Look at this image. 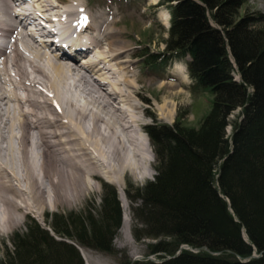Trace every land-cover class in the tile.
<instances>
[{"label":"trees","instance_id":"16d2710c","mask_svg":"<svg viewBox=\"0 0 264 264\" xmlns=\"http://www.w3.org/2000/svg\"><path fill=\"white\" fill-rule=\"evenodd\" d=\"M248 1L158 3L169 14L165 52L188 57L192 91L212 100L197 128L178 117L143 128L155 174L140 187L127 183L125 194L136 204L132 236L151 241L157 260L131 264H264V14ZM165 52L149 65L167 61ZM102 187L94 215L54 214L47 229L29 220L0 264H83L75 244L111 254L122 218L114 190Z\"/></svg>","mask_w":264,"mask_h":264},{"label":"bare ground","instance_id":"6f19581e","mask_svg":"<svg viewBox=\"0 0 264 264\" xmlns=\"http://www.w3.org/2000/svg\"><path fill=\"white\" fill-rule=\"evenodd\" d=\"M52 1L0 0V236L32 212L40 216L80 202L92 188L89 181L101 176L93 161L106 157L103 146L111 156L103 167L118 191L117 176L145 170L153 159L136 152L148 114L127 75L132 61L124 57L129 45L121 32L77 2L55 0L63 5L55 12ZM53 32L63 40L55 53L46 44ZM69 89L87 100L75 103ZM174 109L164 101L159 115L171 123ZM124 148L133 151L132 169ZM123 208L121 234L129 224Z\"/></svg>","mask_w":264,"mask_h":264},{"label":"rangeland","instance_id":"374dc122","mask_svg":"<svg viewBox=\"0 0 264 264\" xmlns=\"http://www.w3.org/2000/svg\"><path fill=\"white\" fill-rule=\"evenodd\" d=\"M70 1L71 3L77 2L80 7L83 8L85 14L105 15V17L111 21L107 28L111 31L115 30L121 32V37L119 39L129 45V50L126 51L124 55L126 59L132 61L130 63V71H128L127 75L130 80L136 81V86L138 88L137 94L142 101L140 103L141 107L148 114L147 116L141 115L143 122L141 128H139L141 131L138 133L137 137H139V143H142L143 146L139 147L141 149H136V152L139 155L149 159L150 157L149 155L147 156V154H152L148 138L144 132H142L144 126L157 123L170 127L173 125L176 117H178L180 118L181 123L186 127H198L202 117L210 110L212 96L207 92L192 91V82L187 77L184 66V63L187 60L185 58L178 59L176 56H172V52H165L164 41L167 37L169 17L168 10L165 6H157L158 2L160 3V0H156L154 3H151L149 0ZM52 3L56 6L54 7L55 12L56 10H59L60 7L63 8V5L55 2V0H53ZM156 6L158 8H156ZM247 7L250 12L258 11L261 14H264V0H249ZM52 13L54 12H51L50 14ZM112 22H115L114 25L111 24ZM39 38L40 37H37L38 40ZM104 47L106 48V46ZM163 52H165V58L167 60L170 59V61L163 62L162 60H158L149 65L150 55H157ZM5 87L10 88L6 85ZM103 90L107 91V88ZM69 91L71 92H69L68 95L71 97L73 96L72 98L75 100V103L77 102L79 105H82L84 101L81 99L87 100L81 93L74 91L73 89H69ZM164 101L175 105L171 123H166L165 120L162 119V116L159 115L160 111L158 108L163 106ZM238 111L239 110H235L232 112L229 115L228 120L232 121L236 119V116L239 114ZM86 126L89 128V123ZM225 132L226 135H228L230 127H226ZM102 148L106 157L101 160L94 159L93 161L94 164L96 163L95 165L99 169L101 176L89 181V184L92 187L89 193L80 202L77 204L75 203L70 207H51L50 209L44 210L43 214L40 216L32 212L23 219L18 228L11 230L8 234H1V260L4 258L5 251L9 252L11 250V242L14 235H23L26 232L29 220H33L39 227L47 229L51 224L50 217L54 214L63 216L68 213L85 215L86 212H89L94 215L95 210L99 208L100 199L103 195V185H107L114 190L116 199L119 203L121 218H123L122 213H124L123 207L126 206V210L128 209V229L126 233H119L122 224L120 220V228L116 230L111 242L113 250L111 254L95 252L75 244V248L77 249L83 264H125L126 262L131 264L136 261L157 260L156 256L148 255V244H150L151 241L144 239L136 241L132 236V230L139 227L133 220L131 213V208L136 204L131 203L126 198L125 194L127 183L140 187L146 182L152 181L155 174L153 171V166L155 164L154 156L152 154L153 159L145 170L133 172L127 169L117 176L121 189L118 191L116 186L109 181L111 180L109 178L113 179V177L107 174V170L103 167V164L106 165L109 163L111 157L110 150L104 146ZM122 151L125 154L127 163H130L132 169V167H134L132 163L135 161L132 158L133 151L130 149L126 150L125 148ZM91 158H93V156H91ZM49 233L52 234L51 232ZM82 251L86 254L87 263L82 255Z\"/></svg>","mask_w":264,"mask_h":264},{"label":"water","instance_id":"95a60500","mask_svg":"<svg viewBox=\"0 0 264 264\" xmlns=\"http://www.w3.org/2000/svg\"><path fill=\"white\" fill-rule=\"evenodd\" d=\"M178 254V252H176V254L175 255H177ZM251 257H254V256H251Z\"/></svg>","mask_w":264,"mask_h":264}]
</instances>
